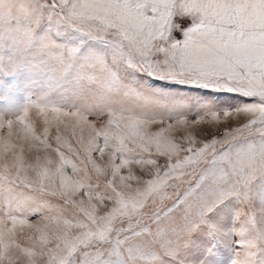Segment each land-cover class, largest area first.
Here are the masks:
<instances>
[{"label":"snow or ice","instance_id":"6c2138e0","mask_svg":"<svg viewBox=\"0 0 264 264\" xmlns=\"http://www.w3.org/2000/svg\"><path fill=\"white\" fill-rule=\"evenodd\" d=\"M222 251L264 264V0H0V264Z\"/></svg>","mask_w":264,"mask_h":264},{"label":"rangeland","instance_id":"374dc122","mask_svg":"<svg viewBox=\"0 0 264 264\" xmlns=\"http://www.w3.org/2000/svg\"><path fill=\"white\" fill-rule=\"evenodd\" d=\"M19 99L21 102H23V96H20ZM216 260H217V264H224L225 256L223 251L220 253V255L216 257Z\"/></svg>","mask_w":264,"mask_h":264}]
</instances>
